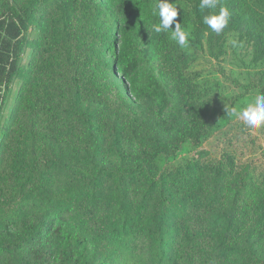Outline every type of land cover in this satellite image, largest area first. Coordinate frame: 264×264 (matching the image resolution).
I'll list each match as a JSON object with an SVG mask.
<instances>
[{
	"label": "trees",
	"instance_id": "trees-1",
	"mask_svg": "<svg viewBox=\"0 0 264 264\" xmlns=\"http://www.w3.org/2000/svg\"><path fill=\"white\" fill-rule=\"evenodd\" d=\"M42 2L50 17L36 21L35 32L50 33L52 43L62 47L59 52L64 59L71 55L73 38L85 32L102 36L100 47L112 57L106 69L110 73L115 69L121 77L120 85L110 82L109 87L117 86L127 99L150 100L162 114L177 103L187 109L193 106L196 98L183 61L172 53L176 41L170 32L153 31V25L160 22L154 14L156 0ZM168 2L179 9L176 19L185 30L189 8L199 20L198 5L192 0ZM36 7L37 0L0 2V137L11 85L16 80L27 81L20 59L26 44L24 32L34 23ZM192 35L195 38L196 31ZM258 52L263 57L261 48ZM94 53L83 49L79 64L66 67L72 77L70 85L80 86L75 88L78 92L99 93L102 88L81 78L84 68L93 66L88 60L96 63ZM78 92L73 93V101L82 117ZM84 124V136L93 139V125ZM76 128L80 129L69 125L61 132ZM162 148L156 145L153 150L158 153ZM110 151L118 164L105 169L78 155H56L45 142L36 145L29 130L14 151L9 173L0 176V226L17 233L0 241V246L6 244L0 252L28 250L42 255L46 264H264L250 253V236L241 234L234 215L238 192L231 195L227 208H220L227 195L225 181L211 173L210 162L184 159V163L164 166L154 158L150 163L137 158L136 168L129 170L117 141ZM83 163L91 165L92 177L72 170ZM132 185L134 192H130ZM240 239L249 253L241 249Z\"/></svg>",
	"mask_w": 264,
	"mask_h": 264
},
{
	"label": "rangeland",
	"instance_id": "rangeland-1",
	"mask_svg": "<svg viewBox=\"0 0 264 264\" xmlns=\"http://www.w3.org/2000/svg\"><path fill=\"white\" fill-rule=\"evenodd\" d=\"M27 1L0 0L9 4ZM192 1L198 5L200 21L195 20L189 8V44L182 48L176 43L172 53L182 59L196 99L191 108L177 103L162 114L150 100L127 99L117 86L109 87L110 82L120 85L121 77L115 69L112 73L106 69L112 57L106 48L100 47L102 36L95 37L84 31L83 36L73 38L71 55L64 59L59 52L62 47L52 43L50 33L35 32L36 21L50 17L49 9L42 0H37L38 7L32 10L34 23L24 32L26 44L20 59L27 81H14L3 107L0 176L9 173L14 151L29 130L33 131L36 145L45 142L56 155L68 158L78 155L105 169H113L118 164L110 151L116 141L129 170L136 168L133 163L137 158L149 163L154 158L164 166L184 163V159L210 162L211 173L220 174V181H225L227 195L220 208H227L231 195L238 192V210L234 215L241 234L250 236L249 244H253L250 253L264 263V211L259 210L260 206L264 207V126L250 130L226 110L244 108L256 96L264 94V54L263 57L257 54L259 48L264 53V0H236V3L221 0L231 17L219 34L203 23L211 10H201L200 0ZM218 11L219 7L215 12ZM85 29L92 31L91 26ZM83 49L96 52L93 54L96 63L89 59L93 66L84 68L81 78L99 83L102 86L99 93L78 92L75 88L80 89L79 84L70 85L72 77L66 67L80 61ZM75 92L81 98L82 117L75 110ZM84 122L93 125L90 129L93 139L84 136ZM69 125H78L80 129L61 132ZM156 145L163 147L158 153L153 150ZM72 170L84 178L94 175L88 163L73 166ZM134 191L136 188L132 185L130 192ZM16 234L0 226V241H8ZM239 242L241 249L248 252L247 245L241 239ZM0 247L5 249L6 244ZM7 251L11 250L0 252V264H46L42 255L28 250L22 254Z\"/></svg>",
	"mask_w": 264,
	"mask_h": 264
},
{
	"label": "clouds",
	"instance_id": "clouds-1",
	"mask_svg": "<svg viewBox=\"0 0 264 264\" xmlns=\"http://www.w3.org/2000/svg\"><path fill=\"white\" fill-rule=\"evenodd\" d=\"M199 7L201 10H211L209 15L204 16L203 23L215 33H221L228 26L231 13L222 5L221 0H200ZM218 7L217 13L215 10ZM178 13L179 9L174 3H169L168 0H156L154 14H158L160 22L153 25V31L157 34L170 32L178 46L184 48L189 44L190 32L177 21ZM233 44L235 45V41ZM226 110L229 116L242 120L250 130L264 126V94L256 96L254 102L248 103L244 108L231 107Z\"/></svg>",
	"mask_w": 264,
	"mask_h": 264
}]
</instances>
